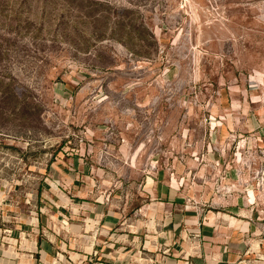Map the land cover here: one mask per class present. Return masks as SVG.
Masks as SVG:
<instances>
[{"label":"rangeland","instance_id":"1","mask_svg":"<svg viewBox=\"0 0 264 264\" xmlns=\"http://www.w3.org/2000/svg\"><path fill=\"white\" fill-rule=\"evenodd\" d=\"M263 117L264 0H0V264L260 242Z\"/></svg>","mask_w":264,"mask_h":264},{"label":"crops","instance_id":"2","mask_svg":"<svg viewBox=\"0 0 264 264\" xmlns=\"http://www.w3.org/2000/svg\"><path fill=\"white\" fill-rule=\"evenodd\" d=\"M103 208L104 207L102 205H97L94 212V218L99 220V223L102 226L101 230H103V233H109V238L111 240L113 239L111 237H114L117 234L113 232L110 233L109 230L112 229L110 226L117 225L119 222V218L113 212H105ZM230 229L232 230V228H227L225 236H217L225 241L224 245L222 244V241H220L217 242L218 244L215 243V245L211 247V243L201 241L199 242V249L195 254V258L189 255L186 256L187 261L185 262V264H264V238H262L260 242L257 243L249 244L244 240H241L237 242V244H233L232 242H230V238L232 237V235L230 234ZM198 231L199 233H201L202 239H213V237L210 238L209 236L204 235L203 228H199ZM92 238L93 235L89 237L91 243L86 246L88 247L87 251L89 257L87 255L85 256V259H88L93 264H123L119 256L115 255L118 250V246L116 244L112 243V241H109V243L99 248V246H94L95 244L93 245ZM95 243L96 245H98L97 242ZM102 249L105 250V254H102V256L107 258L101 259V262H99V260L98 262H93V255L99 254L98 251ZM54 252L57 251L52 244V240L39 238V255L42 264H51V261L49 259H51L52 261L54 260V258L51 256ZM165 258V264H178V260L174 258Z\"/></svg>","mask_w":264,"mask_h":264}]
</instances>
